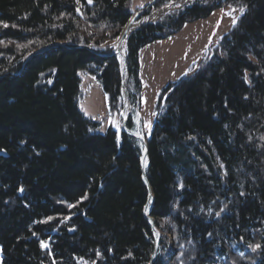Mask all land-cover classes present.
Masks as SVG:
<instances>
[{
	"label": "trees",
	"instance_id": "obj_1",
	"mask_svg": "<svg viewBox=\"0 0 264 264\" xmlns=\"http://www.w3.org/2000/svg\"><path fill=\"white\" fill-rule=\"evenodd\" d=\"M134 1L0 0L3 264H264V0H197L126 36L136 105L146 46L239 12L159 93L145 147L133 112L99 133L80 109L85 73L122 113V63L107 54Z\"/></svg>",
	"mask_w": 264,
	"mask_h": 264
},
{
	"label": "rangeland",
	"instance_id": "obj_2",
	"mask_svg": "<svg viewBox=\"0 0 264 264\" xmlns=\"http://www.w3.org/2000/svg\"><path fill=\"white\" fill-rule=\"evenodd\" d=\"M195 1L197 0H178L168 6L152 9L148 15H144L148 6H152L156 0H135V13L141 12L143 15L137 17L132 29L135 30L145 23L157 22L165 14L174 12ZM238 16L239 12L236 10H231L229 7L221 8L216 10L209 18L188 23L180 32L146 46L142 50L141 60L143 89L140 93L141 98L136 105L130 103V98L127 94V91L129 90L128 92H130L133 85L129 83L130 80L125 72L126 46L123 43L122 53L119 54L125 83L123 91L125 104L122 113L116 119L112 118L107 105V95L103 91L100 82L85 73L81 74V111L87 117L100 123L99 133H105L112 125L119 132L127 129L125 122L131 112H133L136 126L130 133L145 147L146 136L151 134L158 118V113L154 112V107L159 93L167 84L193 73L194 71L190 69L199 65L206 48L214 45L221 35L229 31L233 21ZM118 39L111 45L115 49L112 53L117 50ZM159 236L156 233L157 242Z\"/></svg>",
	"mask_w": 264,
	"mask_h": 264
},
{
	"label": "water",
	"instance_id": "obj_3",
	"mask_svg": "<svg viewBox=\"0 0 264 264\" xmlns=\"http://www.w3.org/2000/svg\"><path fill=\"white\" fill-rule=\"evenodd\" d=\"M149 7H150V6H148V8H149ZM148 8H147V9H148ZM139 15H140V14H136V15H134V16L131 18L130 22L128 23V25H127L126 28L124 29L123 33H122L121 36L119 37L118 42H117L118 47H117L116 52H115V53H109V54H107V55H116V54H119V52L121 51V46H122V44L125 42L126 35L129 33L130 28H131V26H132L134 20H135ZM33 55H34V54H31V55L27 56V58H26L24 64H25V63H26V62H27V61H28ZM2 154H5V153H2ZM23 193H24V191H20V195H22Z\"/></svg>",
	"mask_w": 264,
	"mask_h": 264
},
{
	"label": "bare ground",
	"instance_id": "obj_4",
	"mask_svg": "<svg viewBox=\"0 0 264 264\" xmlns=\"http://www.w3.org/2000/svg\"><path fill=\"white\" fill-rule=\"evenodd\" d=\"M216 2H217V1H216ZM149 6H151V5H149ZM167 6H168V5H167ZM149 8H150V7H149ZM149 8H148V9H149ZM148 9H146L145 11H147ZM145 11H144V12H145ZM136 14H140V16L143 15V13H141V12H140V13H135L134 15H136ZM165 15H167V14H165ZM138 17H139V16H138ZM162 18H163V17H162ZM135 20H137V18H136ZM135 20H134V22H133V24H132V26H131V28H130L129 33H130L131 31H133L132 27H133L134 24H135ZM233 25H234V24H233ZM235 25H236V24H235ZM235 25H234V26H235ZM234 26H233V27H234ZM231 28H232V27H231ZM129 33H128V34H129ZM128 34H127V35H128ZM127 35H126V36H127ZM117 47H118V46H117ZM121 49H122V46H121ZM206 49H207V48H206ZM206 51H207V50H206ZM121 53H122V50L119 52V54H121ZM207 53H208V52H207ZM119 54H116V55H119ZM199 64H200V63H199ZM140 102H141V101H140ZM146 146H147V145H146Z\"/></svg>",
	"mask_w": 264,
	"mask_h": 264
},
{
	"label": "snow or ice",
	"instance_id": "obj_5",
	"mask_svg": "<svg viewBox=\"0 0 264 264\" xmlns=\"http://www.w3.org/2000/svg\"><path fill=\"white\" fill-rule=\"evenodd\" d=\"M77 2H79V0H77ZM89 3H91V0H89ZM241 11H243V8H241ZM233 23H235V21H233ZM5 27H7V25H5ZM20 190L23 191V189H20ZM49 219H52V218L50 217ZM41 243H42V246H46V244L43 241Z\"/></svg>",
	"mask_w": 264,
	"mask_h": 264
},
{
	"label": "flooded vegetation",
	"instance_id": "obj_6",
	"mask_svg": "<svg viewBox=\"0 0 264 264\" xmlns=\"http://www.w3.org/2000/svg\"><path fill=\"white\" fill-rule=\"evenodd\" d=\"M0 264H3V259H2V254L1 253H0Z\"/></svg>",
	"mask_w": 264,
	"mask_h": 264
}]
</instances>
